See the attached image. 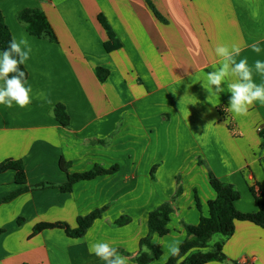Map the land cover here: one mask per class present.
<instances>
[{
	"label": "crops",
	"instance_id": "crops-1",
	"mask_svg": "<svg viewBox=\"0 0 264 264\" xmlns=\"http://www.w3.org/2000/svg\"><path fill=\"white\" fill-rule=\"evenodd\" d=\"M29 8L44 12L55 42L32 36L18 22V13ZM0 11L12 36L31 47L23 65L32 89L27 107L0 104V163L22 161L28 186L56 185L7 203L2 200L22 186L15 171L0 174V264H105L89 251L98 242L116 248L127 264H138L150 212L169 204V233L152 236L163 252L153 264H164L187 237L185 225L209 216L216 197L209 170L240 192L238 210H258L250 188L264 191V104L256 101L238 115L227 110L226 81L211 103L203 81L214 71L212 64L220 66L216 46L235 43L242 48L237 62L247 58L253 81L264 83L254 68L256 60L264 61V0H0ZM100 15L120 45L111 52ZM256 41L259 53L249 47ZM59 104L68 114L67 127L54 115ZM170 160L177 165L169 167ZM95 166L118 170L79 181L68 193L59 189L68 174ZM140 185L149 192L137 193ZM101 208L102 216L81 238L60 228L29 238L37 223L76 228L79 216ZM122 216L131 221L115 226ZM18 217L26 225L33 220L24 236ZM235 226L225 239L226 256L264 264V229L248 221Z\"/></svg>",
	"mask_w": 264,
	"mask_h": 264
},
{
	"label": "trees",
	"instance_id": "trees-1",
	"mask_svg": "<svg viewBox=\"0 0 264 264\" xmlns=\"http://www.w3.org/2000/svg\"><path fill=\"white\" fill-rule=\"evenodd\" d=\"M150 6L154 10L156 16L163 20L155 8L151 4ZM17 19L32 36L40 39H48L52 42L57 40L46 15L41 9H24L18 13ZM99 19L109 37V41L105 44L106 50L108 52L116 50L120 45L115 39L113 32L102 15L99 16ZM12 38V33L0 11V50L2 52L8 48L9 41ZM20 69L25 72L27 79L28 72L23 64L20 65ZM103 72L104 69H99L98 75H102ZM9 75L11 76L12 74ZM54 115L61 124L66 127L68 126L69 117L62 104H59L54 108ZM262 138L264 141V135ZM67 167L68 166L65 165L63 159H61L60 168L67 172ZM155 169L156 167L153 168L152 174ZM9 170L15 171V182L22 187L7 196L2 202L11 201L28 191L56 187L55 183L51 182H42L28 186L25 167L20 160L8 159L0 163V174ZM117 170L118 166H113L109 169L95 166L90 171L84 173L68 174V181L60 185L59 189L63 193H68L73 190L74 184L79 181H89L98 176L111 175L116 173ZM208 175L210 185L216 192L215 199L209 202V216H201L199 223L196 225H185L187 237L180 244L178 251L174 252L164 264H209L212 262H219L221 264H240L236 261L230 260L223 250L225 239L231 237L235 232L236 221H248L264 229L263 190L250 188L255 202L258 205V210L256 212H242L236 207V202L240 199V192L236 187L232 184L221 181L211 170H209ZM180 193L181 189L179 188L173 199L175 200ZM104 211L105 208H101L92 211L88 215L79 216L76 228H71L65 222L39 223L35 226L32 236L37 235L43 230L60 228L63 229L69 237L81 238L88 232L94 222L102 216ZM172 212L173 210L169 204H162L150 212L148 219L149 234L147 237L141 239L140 252L135 259L138 264H153L154 261L162 256V248L159 244L152 242V236L157 234L160 237H164L169 233L168 224L171 221ZM130 221V217L122 216L116 220L114 225L122 226ZM216 235H221L224 239L211 246V240Z\"/></svg>",
	"mask_w": 264,
	"mask_h": 264
},
{
	"label": "clouds",
	"instance_id": "clouds-1",
	"mask_svg": "<svg viewBox=\"0 0 264 264\" xmlns=\"http://www.w3.org/2000/svg\"><path fill=\"white\" fill-rule=\"evenodd\" d=\"M249 47L256 53L261 51L259 41L252 43ZM241 51V46L235 43L230 46L217 45L215 53L220 57V66L212 64L211 67L214 71L206 74V81H203V87L209 93V103H211L213 95L218 96L219 93L225 91L221 84L226 81L227 91L231 93L227 110L238 115L247 114L249 108L256 101L264 104V83L256 84L253 81L252 68L248 65L247 58L240 59L239 62L235 59ZM30 52L31 47L27 39L21 38L18 41L13 37L9 41L8 48L0 53V81L3 82L0 84V104L6 105L8 108L13 106V102L21 108L27 107L31 103L32 89L30 85H27L25 72L20 69V65L29 59ZM254 68L258 73L264 75V61L256 60ZM229 77H236V80L229 81ZM213 86H215V90ZM89 251L105 264H127L126 258L107 242L94 243L90 245ZM177 251V248H173V252Z\"/></svg>",
	"mask_w": 264,
	"mask_h": 264
},
{
	"label": "rangeland",
	"instance_id": "rangeland-1",
	"mask_svg": "<svg viewBox=\"0 0 264 264\" xmlns=\"http://www.w3.org/2000/svg\"><path fill=\"white\" fill-rule=\"evenodd\" d=\"M152 155V154H151ZM200 164L201 165H203V161H201V159H200ZM175 165H177V163H176V161L175 160H170L169 161V163H168V166L169 167H174ZM151 183V182H150ZM149 186L148 185H140L139 187H136V192L137 193H142V192H144V193H146V192H149ZM11 201H8L7 203H10ZM31 221H33L32 219L29 221V223L26 225V223H25V221H24V219H22L21 217H18L17 219H16V221H15V223H16V227L17 228H19V231H21V233H22V235L24 234V233H27L28 231H29V229H30V223H31ZM34 224V223H33ZM37 224H39V223H37ZM36 224V225H37ZM35 225V226H36ZM35 226L33 225L31 228H32V232H31V234L29 235V238H31L32 237V234H33V231H34V229H35ZM2 233H4V231H3V229H0V234H2ZM26 235V234H25ZM24 236V235H23ZM221 235H216V236H214L213 238H212V240H211V245H213L216 241H217V239L220 237ZM28 238V239H29Z\"/></svg>",
	"mask_w": 264,
	"mask_h": 264
}]
</instances>
